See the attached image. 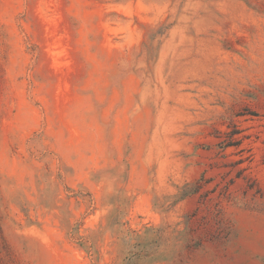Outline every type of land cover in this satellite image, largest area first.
Masks as SVG:
<instances>
[{
  "label": "rangeland",
  "instance_id": "1",
  "mask_svg": "<svg viewBox=\"0 0 264 264\" xmlns=\"http://www.w3.org/2000/svg\"><path fill=\"white\" fill-rule=\"evenodd\" d=\"M0 264H264V0H0Z\"/></svg>",
  "mask_w": 264,
  "mask_h": 264
}]
</instances>
